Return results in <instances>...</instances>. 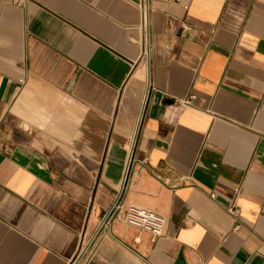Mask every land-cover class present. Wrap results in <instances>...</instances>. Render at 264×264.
Wrapping results in <instances>:
<instances>
[{"label":"crops","instance_id":"crops-1","mask_svg":"<svg viewBox=\"0 0 264 264\" xmlns=\"http://www.w3.org/2000/svg\"><path fill=\"white\" fill-rule=\"evenodd\" d=\"M131 150L163 236L87 264H264V0H0V264H67Z\"/></svg>","mask_w":264,"mask_h":264},{"label":"built area","instance_id":"built-area-1","mask_svg":"<svg viewBox=\"0 0 264 264\" xmlns=\"http://www.w3.org/2000/svg\"><path fill=\"white\" fill-rule=\"evenodd\" d=\"M177 4H183L184 0H171ZM142 24L146 26L147 21V10L148 0H140ZM187 9V6H184ZM147 54V46L144 51ZM194 97L190 96L188 99L181 101L182 106H191ZM132 150L130 151L128 161L125 167L124 176L122 179L121 186L116 193L115 199L111 207L105 211L102 215L101 221L95 231V233L86 241H80L78 248L67 264H87L90 256L95 248L96 242L102 234L111 233V225L114 221H122L123 223L137 228L141 231L149 233L153 241L163 236L164 227L166 224L165 218L152 211L125 204L124 194L127 190L128 177L133 165ZM210 198L214 199L215 195L210 194ZM232 214L237 216L238 211L235 206L231 209ZM141 264H148L145 259H141Z\"/></svg>","mask_w":264,"mask_h":264}]
</instances>
